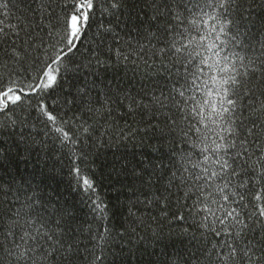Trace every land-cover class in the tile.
Listing matches in <instances>:
<instances>
[{
    "label": "snow or ice",
    "instance_id": "1",
    "mask_svg": "<svg viewBox=\"0 0 264 264\" xmlns=\"http://www.w3.org/2000/svg\"><path fill=\"white\" fill-rule=\"evenodd\" d=\"M121 66L148 78L135 95ZM138 136L155 156L110 175L140 181L135 203L176 197L162 264H264V0H0V264H160L144 218L117 227L100 193L97 158Z\"/></svg>",
    "mask_w": 264,
    "mask_h": 264
},
{
    "label": "trees",
    "instance_id": "2",
    "mask_svg": "<svg viewBox=\"0 0 264 264\" xmlns=\"http://www.w3.org/2000/svg\"><path fill=\"white\" fill-rule=\"evenodd\" d=\"M259 3L260 0H257ZM260 9L254 10V15L258 14ZM117 73L123 78L122 88H127L128 92L135 95L139 92L142 84L148 83V78L141 72H132L129 69H124L122 66L118 68ZM113 73L110 72L108 79H112ZM138 99L140 97H137ZM144 103H148L144 100ZM113 119L115 122L124 127L125 125H133L134 127L142 126V116L140 113L129 114L126 107H117L113 113ZM161 121L163 117L160 118ZM158 143L155 140H147L144 143L140 142L138 136L135 140L120 142L119 145L114 144L111 148H108L102 152V154L96 160L97 175L99 177L100 193L105 201L112 209L111 222L120 227L122 224L132 223V217H129V207L136 213L137 216H142L145 223L137 227V231L143 237H145L146 243L142 247H147L148 243H151L155 249L157 255L152 257L153 260L160 261L166 258L168 253H172L177 248H181L182 237L177 234L179 232V222L170 223L167 217H173L180 211L179 205L176 203V197H173L167 208L153 204L146 206L143 203H135L139 198L140 201L145 200V195L139 193L133 194L130 190V186L135 184L139 185L140 181L134 180L130 175L121 176L120 182L117 183L116 178L110 173L113 167L119 169L123 164H127L128 168L139 167L144 156H148L152 159L155 153H152L149 145ZM167 145H165V150ZM56 155H59L58 153ZM32 163L34 161L25 164V162H19V169L21 172L32 171ZM67 161L63 163L58 162L52 158L47 161L46 174L53 175L55 178L52 180L53 185L61 191L69 202L78 203L79 194L72 192L68 187L69 177L67 175V169L64 167ZM54 170V171H53ZM155 179V178H153ZM167 213L165 217L164 213ZM79 222L90 221L88 215V209L82 208L79 213ZM138 223V222H137ZM154 231L158 234L159 239H154ZM87 243V241H85ZM175 246V247H174ZM150 251L152 248L149 249ZM165 254L163 257L161 254ZM132 264H139V261L133 260Z\"/></svg>",
    "mask_w": 264,
    "mask_h": 264
}]
</instances>
